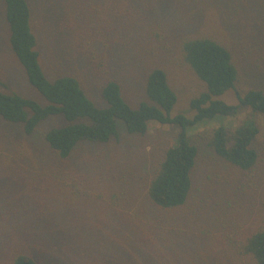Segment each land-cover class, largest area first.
I'll list each match as a JSON object with an SVG mask.
<instances>
[{"label": "rangeland", "instance_id": "1", "mask_svg": "<svg viewBox=\"0 0 264 264\" xmlns=\"http://www.w3.org/2000/svg\"><path fill=\"white\" fill-rule=\"evenodd\" d=\"M40 63L50 79L71 75L99 108L116 80L126 102L148 101L146 80L163 69L178 101L172 116L192 118L193 98L207 86L185 62L182 43L209 37L226 46L238 71L237 93L264 91V0H29ZM0 0V90L46 106L11 49ZM256 120L260 155L254 179L220 159L200 135ZM65 123L43 121L32 136L0 117V264L15 252L39 264H248L238 249L264 225V117L249 108L189 131L199 146L184 207L164 210L147 198L149 179L176 125L152 123L146 135L118 121L107 144L85 142L62 160L45 141ZM250 185V186H248Z\"/></svg>", "mask_w": 264, "mask_h": 264}, {"label": "trees", "instance_id": "2", "mask_svg": "<svg viewBox=\"0 0 264 264\" xmlns=\"http://www.w3.org/2000/svg\"><path fill=\"white\" fill-rule=\"evenodd\" d=\"M4 4L11 49L26 70L31 85L48 104L42 106L33 99L0 90L1 119L20 124L25 134L32 136L43 121L51 117L62 118L65 124L52 128L45 135L48 147L62 160L70 158L82 143L107 144L118 137V121H123L128 132L134 135H146L152 123L179 126L181 130L175 143L165 149L147 187V198L160 209H180L191 194L192 172L199 155V146L189 134L191 129L219 117H235L243 108L264 117L262 90H249L243 95L237 93V105L217 99L235 90L238 71L227 47L209 37L187 38L182 43L185 62L207 86L206 92L190 102L195 112L192 118L184 114L172 116L178 97L163 69L149 73L145 87L148 101L141 102L137 108L126 102L116 80H110L102 88L107 107L99 108L75 76L64 75L53 80L46 75L37 50L29 0H4ZM259 134L258 123L250 118L234 130L221 125L201 134L199 139L220 159L243 171L248 179H254L253 171L260 160L254 147ZM238 253L248 264H264V225L243 237ZM11 263L39 264L22 252L13 253Z\"/></svg>", "mask_w": 264, "mask_h": 264}]
</instances>
